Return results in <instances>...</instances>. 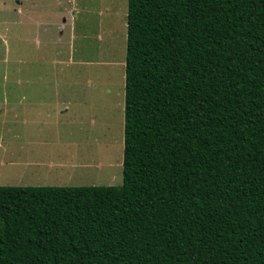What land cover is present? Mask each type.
Instances as JSON below:
<instances>
[{"label": "trees", "instance_id": "trees-1", "mask_svg": "<svg viewBox=\"0 0 264 264\" xmlns=\"http://www.w3.org/2000/svg\"><path fill=\"white\" fill-rule=\"evenodd\" d=\"M0 264H264V0H128L121 186H0Z\"/></svg>", "mask_w": 264, "mask_h": 264}, {"label": "rangeland", "instance_id": "rangeland-1", "mask_svg": "<svg viewBox=\"0 0 264 264\" xmlns=\"http://www.w3.org/2000/svg\"><path fill=\"white\" fill-rule=\"evenodd\" d=\"M127 12L0 0V186L123 184Z\"/></svg>", "mask_w": 264, "mask_h": 264}, {"label": "crops", "instance_id": "crops-1", "mask_svg": "<svg viewBox=\"0 0 264 264\" xmlns=\"http://www.w3.org/2000/svg\"><path fill=\"white\" fill-rule=\"evenodd\" d=\"M74 167H77V166H74Z\"/></svg>", "mask_w": 264, "mask_h": 264}]
</instances>
